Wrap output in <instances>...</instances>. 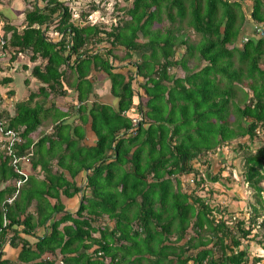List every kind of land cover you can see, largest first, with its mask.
Wrapping results in <instances>:
<instances>
[{"label": "trees", "instance_id": "trees-1", "mask_svg": "<svg viewBox=\"0 0 264 264\" xmlns=\"http://www.w3.org/2000/svg\"><path fill=\"white\" fill-rule=\"evenodd\" d=\"M77 1L22 0L20 29L0 13V72L26 56L21 70L37 84L11 108L0 94V264H12L1 260L5 244L19 246L25 264H264L247 249L253 242L264 252V0L245 12L242 0H132L126 8L114 0L111 10L112 0H88L85 10ZM102 11L105 20L92 16ZM189 33L198 40L189 43ZM117 63L125 73L113 71ZM95 71L108 74L116 109L88 102ZM12 82L0 77V86ZM88 119L92 145L83 143ZM245 137L261 144L235 143L241 169L231 170L225 148ZM37 163L40 180L25 170ZM231 178L250 197L245 216L214 198ZM59 194H78L77 210L64 211ZM40 227L31 248L23 236Z\"/></svg>", "mask_w": 264, "mask_h": 264}, {"label": "rangeland", "instance_id": "rangeland-1", "mask_svg": "<svg viewBox=\"0 0 264 264\" xmlns=\"http://www.w3.org/2000/svg\"><path fill=\"white\" fill-rule=\"evenodd\" d=\"M89 1H92V0H89ZM116 1L118 2V7H121V8L124 7V8H126L127 6H130V3H131L132 0H116ZM231 1H239V0H231ZM0 2L2 3V4H0V13L2 15H4L5 17H8L9 19H11L13 21L12 24L15 27H17V28L20 29L24 15L22 13V7L23 6L21 8H19L18 7V3H20V2L23 3L22 0H0ZM87 3H89L88 0H78L77 2H74V4H76L78 7H80L81 9H84V10L88 8V4ZM112 3L114 4V0L110 1L105 9L111 10ZM242 3H243L242 10H244V12H245L247 10V6H250L251 0H242ZM100 14H104V11H102L100 13L98 12V14L97 13H93L92 16L95 17V18H98V16ZM120 17L122 19L125 18L123 11L120 12ZM95 20L96 19H94L93 21H95ZM97 20L98 21L105 20V16H102V17L98 18ZM109 21H113V19L112 20H107V22H109ZM167 23H168L167 20L164 18L163 25H167ZM156 27L157 26L155 25L153 28H156ZM108 30H110V29H108ZM55 34H56L55 32L50 33L49 34V38H51L54 41H56L57 38L55 37ZM188 35H189V43L196 42L198 40V38H199L198 35H194V34H191V33H189ZM138 40L141 41V42H143V40L141 38H139ZM102 46H105V48H110L111 47V45L109 43H106L105 44L104 42L102 43ZM113 50H114V52H113L114 54H116L118 56H122V51H123L122 46L116 45V47ZM184 53H185L184 47H181V48L178 49V54L179 55H182ZM135 59H136V57H134V60ZM263 59H264V56H263ZM25 62H26V56L23 57V60L20 61L19 64H17L16 68L18 69V71H13V73H15V80H14L15 85H14V89L16 90V93H17V96L15 98L18 101L19 100H22L23 97L25 95H27V93H26V92H28V89L27 88H29V86L24 85V83H23L24 81H23L22 74L24 75V71L23 72L21 71V69H22L21 67H22L23 64H25ZM195 63L196 62L193 59L188 58V60H187V67L189 69L190 68H193V67L196 66ZM117 64L118 65H116V69H114L113 71L114 72H119L121 74L122 73H125V71H126L125 68L123 69V67H120L119 63H117ZM14 67H15V65H14ZM31 67H32V65H31ZM260 67L261 68H264V62H262L260 64ZM128 69L133 71V69H131V67L128 68ZM172 74H174L177 77H182L183 76V72L179 68H175L173 70ZM87 79L90 80V81H92V82H94V84H97V87H100V88H97V91H98L99 94L101 93L102 90H105V92H107L106 93L107 96L105 97V99H111V95L112 94H111V92H109L110 90L105 89L106 87H108V84H106L107 83L106 80H109V77H108V74L107 73L95 71L90 76H88ZM102 84H106V85H103L102 86ZM110 85H111V82H109V86ZM242 90H244L248 94L249 97H252V93L248 89L247 83H244L242 85ZM9 91L10 90L7 87L0 86V92H2V94L4 96H6V98L3 100V106L4 107L10 106V108H11L18 101H16L15 98H14L15 92H14V95L13 96H10L8 94ZM18 96H19V98H17ZM40 101H41V99H40ZM51 102L52 101L48 100V102L44 104L45 108H47V106L50 105ZM57 106L62 107L60 104H57ZM62 109L66 111V107H63ZM126 115L127 116H130L129 112H127ZM44 129H47V128H44ZM233 142L234 143H232L228 147H226L225 148V151H224V153H226V151H228V155L230 156V157H226V163L230 165V169L231 170H232L231 167H235V168L239 167L240 168V159L238 157H233L235 155L231 151L233 148L236 147V144L235 143H243V144L249 145V147H251V149L252 148L253 149H256L261 144L256 139H254L253 141H249V139L247 137L242 138V139H239V140H235ZM215 165H218V163H215ZM218 168H219V165L217 166L216 170ZM227 174H229V172L227 173V170L226 171H223V173H222L223 176H226ZM182 180H183L182 190L183 191H185V190L188 191L189 188L187 187V185H185V182H186L185 179H182ZM225 181L226 180H224V182ZM189 184H190V186L193 185L190 182V180H189ZM208 185L212 186L211 183H208ZM218 186H219L218 190H221V193L214 195V198L216 196H219V197H217L218 201L216 199L213 200L214 203L215 204H217V203H219V204L220 203H224L225 204L227 201H229V203H228L229 205L228 206L229 207H230V205L235 206L236 209H235L234 212L236 214H239L238 216H240V215L245 216L246 213L244 212V208L247 206L248 200H250V197L247 196V194L245 192V189L241 185H239L237 181H234L232 178H231V180L228 183L226 182V186L227 187L220 186V185H218ZM223 193H224V195H223ZM215 200H216L217 203L215 202ZM225 206H227V205L225 204ZM244 244H247V243L244 242ZM251 244H252V242L250 243V245H248V248L247 249L251 253H253L255 255L261 254L264 257V254L260 251V249L259 248H256V247H253ZM189 264H192V262L190 261Z\"/></svg>", "mask_w": 264, "mask_h": 264}, {"label": "crops", "instance_id": "crops-1", "mask_svg": "<svg viewBox=\"0 0 264 264\" xmlns=\"http://www.w3.org/2000/svg\"><path fill=\"white\" fill-rule=\"evenodd\" d=\"M22 60H23V57H18L17 60L15 61V67H14V69H12L10 71V73H9V76L12 77L13 82L8 87V89L15 92L14 98L17 96V93H16V90L14 89V85H15V83H14L15 73H13V71H18V69L16 68V66ZM128 68H130V67H128ZM128 68H126V69H128ZM21 71L23 72V70H21ZM29 72H30V70L28 69L27 71H24V75L22 74L23 81H25L27 79L29 80V83L27 84V86H29V88H27L28 89V92H26L27 95H25L22 100H25L28 97V95H29L30 92H34V93L37 92V84H35L34 81L32 79H30ZM106 81H107L106 84H108V87H106L105 89L110 90V88H111V85L109 86L110 80H106ZM90 82L92 84V93L89 95V101L88 102L89 103L91 101L92 102H97L99 104L108 105V106H111L113 109H116L117 108V104H118V99L115 98V97H113L111 94H110L111 95V99H105V97L107 96V94H106L107 92H105V90H102L101 93L99 94L98 91H97V88H100V87H97V84H94V82H92V81H90ZM106 84H102V86L103 85H106ZM24 85H25V83H24ZM73 94H74V92L69 94L68 100H70L71 96L72 97L74 96ZM17 98H19V96ZM15 100L18 101L16 98H15ZM19 101H21V100H19ZM50 105H48L47 108H49ZM65 105H67V106H65L66 107V110H67V107H68L69 104H65ZM57 107L59 108V110H61L63 112H66L65 110L62 109L64 106H62V107L57 106ZM44 108H45V106H44ZM47 108H45V109H47ZM87 114H88V111L86 112V115ZM68 118H69V120L74 121V124H76V126L79 124V121H78L77 118H76L77 120L76 119H73V118H75V115H73V113H69ZM44 128H46V127H44V125L38 127V129L32 133V138L33 139L38 138L39 135H40V133L43 130H45ZM83 129H84V133H85L83 143L85 145H92V144H94V142L96 141V136H95L94 132L91 129L90 119H88L86 121V124L84 125ZM53 163H55V161ZM41 168H42V166L39 163H37V164H29V165L25 166V170L28 173V176L29 177H34L36 180H40V179L43 178L44 172H43V169H41ZM82 177H83V173L77 178V182L78 181H81ZM45 198L48 199V202L50 203V205H54L55 204V197L45 196ZM59 199H60V203L62 204V206L64 208V211H69V212H72V213L77 210L78 205L80 203V196L78 194H76V195H74L72 197H65L64 195L59 194ZM34 207H35V201L30 205V207H28V210L31 211V212H33L34 211ZM43 234H44V228L43 227H40V228L36 229V235H32V234H30V235H24L23 236V239H24V241L27 242V244L31 248H34L35 247V244L38 241V238H40ZM251 245L253 247L258 248L253 242H252ZM20 249L21 248L19 246L12 247L9 244H5L4 245V248L2 249V252L3 253H2L1 260H5V261L10 262L12 264H25L23 262L18 261V255H19ZM260 251L264 254V252H263L262 249H260ZM259 255L263 257V255H261V254H259Z\"/></svg>", "mask_w": 264, "mask_h": 264}, {"label": "built area", "instance_id": "built-area-1", "mask_svg": "<svg viewBox=\"0 0 264 264\" xmlns=\"http://www.w3.org/2000/svg\"><path fill=\"white\" fill-rule=\"evenodd\" d=\"M3 46H4V41L2 40V39H0V55L1 56H5V53L3 52ZM135 121V122H134ZM137 119H133L132 120V122H133V124H137ZM8 134H10V142L12 143L14 140H16V138H14V133L13 132H8ZM19 140V139H18ZM12 161H13V164H15V163H17V159H15L14 157H13V159H12ZM20 174H24L23 172H21ZM20 182H18V184H19ZM51 258V256L49 257V259ZM59 264H61V262H58Z\"/></svg>", "mask_w": 264, "mask_h": 264}, {"label": "clouds", "instance_id": "clouds-1", "mask_svg": "<svg viewBox=\"0 0 264 264\" xmlns=\"http://www.w3.org/2000/svg\"><path fill=\"white\" fill-rule=\"evenodd\" d=\"M12 22H13V21H12ZM55 37H56V38L58 37V36H57V33L55 34ZM0 39H1V37H0ZM14 65H15V63H13V64L11 65V66H12L11 70L14 69ZM11 70H10V71H11ZM10 71H9L8 73H6V72L4 73L3 71L0 72V77H2V76H9ZM0 94L3 95L2 92H0ZM3 96H4V95H3ZM5 97H6V96H5ZM4 99H5V98H4ZM58 264H59V263H58Z\"/></svg>", "mask_w": 264, "mask_h": 264}]
</instances>
